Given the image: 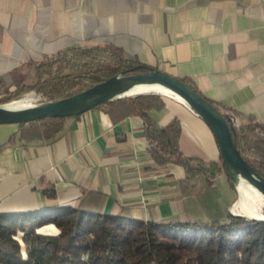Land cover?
Returning <instances> with one entry per match:
<instances>
[{
	"label": "crops",
	"instance_id": "1",
	"mask_svg": "<svg viewBox=\"0 0 264 264\" xmlns=\"http://www.w3.org/2000/svg\"><path fill=\"white\" fill-rule=\"evenodd\" d=\"M80 45L119 47L129 59L189 80L219 110L264 124V0H0V97L34 62ZM122 112L98 107L69 117L52 142L14 144L17 124H0V215L74 207L95 191L106 196L105 212L184 220V168L157 167L143 119ZM153 118L159 126L179 121L186 156L220 160L212 131L182 102L165 99ZM50 186L55 198L43 193ZM37 231L59 232L52 223Z\"/></svg>",
	"mask_w": 264,
	"mask_h": 264
},
{
	"label": "trees",
	"instance_id": "2",
	"mask_svg": "<svg viewBox=\"0 0 264 264\" xmlns=\"http://www.w3.org/2000/svg\"><path fill=\"white\" fill-rule=\"evenodd\" d=\"M33 65V78L5 91L0 103L28 91L39 94V102L56 101L115 75L143 73L149 68L127 58L114 45L74 46ZM184 81L201 94L192 82ZM164 105L162 95L139 94L95 108L118 106L123 109L122 116H140L154 164L162 167L172 162L184 168L186 175L179 181L186 206L184 220H138L125 208L116 214L105 212L106 196L87 191L74 207L0 215V264H264V220L232 215L235 189L221 160L186 156L179 147V121L159 126L153 118V112ZM220 111L231 118L228 124L240 155L264 176V124L250 116ZM68 118L43 117L19 123L10 142H52ZM43 193L55 198L52 186ZM47 223L54 224L58 234L37 231Z\"/></svg>",
	"mask_w": 264,
	"mask_h": 264
},
{
	"label": "water",
	"instance_id": "3",
	"mask_svg": "<svg viewBox=\"0 0 264 264\" xmlns=\"http://www.w3.org/2000/svg\"><path fill=\"white\" fill-rule=\"evenodd\" d=\"M153 84L165 86L182 97L184 100L182 103L207 124L216 140L222 165L235 188L236 177L240 176L264 196V176L257 173L243 159L233 143V132L228 124L231 118L223 115L212 102L190 87L184 80L159 69L148 68V71L143 73L115 75L69 97L56 101L39 102L21 109L13 110L6 108V104L0 105V124L28 123L43 117H73L109 101L139 94L166 96L151 90H135L138 86ZM233 208L234 205L231 208L232 215L264 220V218L236 213Z\"/></svg>",
	"mask_w": 264,
	"mask_h": 264
},
{
	"label": "bare ground",
	"instance_id": "4",
	"mask_svg": "<svg viewBox=\"0 0 264 264\" xmlns=\"http://www.w3.org/2000/svg\"><path fill=\"white\" fill-rule=\"evenodd\" d=\"M135 90H151L153 92L162 93L177 101L184 102L182 97L172 92L167 87L158 84L138 86L135 88ZM31 101L32 100L30 98H25L16 102L14 101V103L11 102L12 104L8 103L10 105L6 104L5 107L13 110L21 109L31 105ZM236 188L238 191V199L236 209L233 208V211L236 213L245 214L249 217L264 218V214H262V208H264V196H262L258 190L250 185L246 179L240 176L236 177Z\"/></svg>",
	"mask_w": 264,
	"mask_h": 264
},
{
	"label": "rangeland",
	"instance_id": "5",
	"mask_svg": "<svg viewBox=\"0 0 264 264\" xmlns=\"http://www.w3.org/2000/svg\"><path fill=\"white\" fill-rule=\"evenodd\" d=\"M33 78V72L31 73H28L26 75V81H29ZM28 94V95H27ZM26 95V96H25ZM30 96V97H29ZM165 99H168L170 97L168 96H164ZM168 97V98H167ZM25 98H30L32 101L31 103L32 104H36V103H39L40 99H41V96L39 94H37L35 91H28V92H25L24 94H22L19 98L17 99H14V100H10V101H7V102H3V103H0V105H4V104H8L10 102H13L14 101H18V100H22V99H25ZM12 104V103H11ZM10 105V104H8ZM6 106V105H5ZM234 185V184H233ZM234 189H235V199L233 200V202L231 203V206H230V211H231V208L233 207V205L235 204L234 208L236 209V205H237V199H238V193L236 191V188L234 186ZM240 199V197H239ZM262 214H264V208H262ZM19 240H20V235L18 236ZM21 242V241H20ZM22 251H24V248H22ZM25 252H23V255H24Z\"/></svg>",
	"mask_w": 264,
	"mask_h": 264
}]
</instances>
